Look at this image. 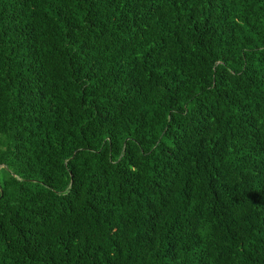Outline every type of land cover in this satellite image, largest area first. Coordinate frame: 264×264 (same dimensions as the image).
I'll list each match as a JSON object with an SVG mask.
<instances>
[{
	"label": "trees",
	"instance_id": "obj_1",
	"mask_svg": "<svg viewBox=\"0 0 264 264\" xmlns=\"http://www.w3.org/2000/svg\"><path fill=\"white\" fill-rule=\"evenodd\" d=\"M0 264H264V0H0Z\"/></svg>",
	"mask_w": 264,
	"mask_h": 264
}]
</instances>
